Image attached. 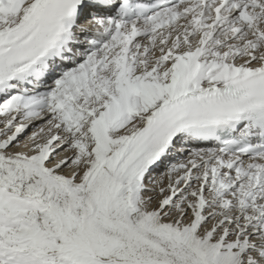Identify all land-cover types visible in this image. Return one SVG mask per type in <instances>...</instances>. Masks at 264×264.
<instances>
[{
	"label": "snow or ice",
	"instance_id": "1",
	"mask_svg": "<svg viewBox=\"0 0 264 264\" xmlns=\"http://www.w3.org/2000/svg\"><path fill=\"white\" fill-rule=\"evenodd\" d=\"M0 264H264V0H0Z\"/></svg>",
	"mask_w": 264,
	"mask_h": 264
}]
</instances>
